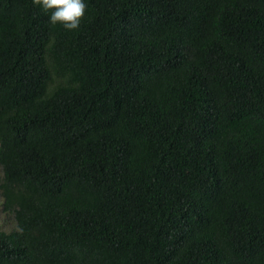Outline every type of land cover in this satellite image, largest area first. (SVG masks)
I'll return each instance as SVG.
<instances>
[{"label":"trees","instance_id":"trees-1","mask_svg":"<svg viewBox=\"0 0 264 264\" xmlns=\"http://www.w3.org/2000/svg\"><path fill=\"white\" fill-rule=\"evenodd\" d=\"M0 0V264H264V0Z\"/></svg>","mask_w":264,"mask_h":264},{"label":"clouds","instance_id":"clouds-1","mask_svg":"<svg viewBox=\"0 0 264 264\" xmlns=\"http://www.w3.org/2000/svg\"><path fill=\"white\" fill-rule=\"evenodd\" d=\"M32 2L45 12L51 10L49 22L53 25L62 24L67 30L77 29L86 11L84 0H32Z\"/></svg>","mask_w":264,"mask_h":264},{"label":"rangeland","instance_id":"rangeland-1","mask_svg":"<svg viewBox=\"0 0 264 264\" xmlns=\"http://www.w3.org/2000/svg\"><path fill=\"white\" fill-rule=\"evenodd\" d=\"M2 198L0 196V226L4 230H10L13 227V219L12 216L2 211Z\"/></svg>","mask_w":264,"mask_h":264}]
</instances>
